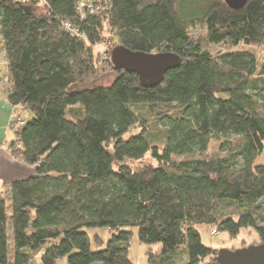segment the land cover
I'll return each instance as SVG.
<instances>
[{"label": "trees", "instance_id": "16d2710c", "mask_svg": "<svg viewBox=\"0 0 264 264\" xmlns=\"http://www.w3.org/2000/svg\"><path fill=\"white\" fill-rule=\"evenodd\" d=\"M79 1L0 0L7 99L15 120L28 116L10 154L35 167L0 197V264L37 256L42 264H110L134 229L140 244L157 247L147 264L215 262L202 226L232 239L250 229L264 245V64L244 51L214 56L190 37L201 27L207 45L264 49V0L237 11L220 0H108L81 23ZM110 41L181 62L145 87L94 52ZM107 70L114 79L96 85ZM137 103L162 107L163 131L136 114ZM212 142L226 155L205 157ZM147 156L154 164L129 165ZM225 201L247 213L222 219ZM88 229L113 233L102 249L95 236L94 251Z\"/></svg>", "mask_w": 264, "mask_h": 264}, {"label": "rangeland", "instance_id": "374dc122", "mask_svg": "<svg viewBox=\"0 0 264 264\" xmlns=\"http://www.w3.org/2000/svg\"><path fill=\"white\" fill-rule=\"evenodd\" d=\"M223 2V0H220ZM192 3V1H188L187 3L182 4V7L184 8L185 6H189ZM186 4V5H185ZM190 37L192 38L193 41H197L200 42L201 45L203 47H205L206 49H208L214 56H218L220 54L223 53H228V52H236V51H244V52H249L251 54H253L255 56V58L257 59V64L258 67L261 68V66L264 64V49L261 48H256V47H247L245 45H239L237 48L233 49L232 48H228L222 45H207L205 43V30L201 27H198L195 30H192L190 33ZM115 41H110L109 43L100 45V46H96L94 48V52L95 53H101V58L107 59L108 57L111 59V55L109 56L108 54L111 52H113V50L118 46L117 44L114 45ZM0 47H1V43H0ZM111 52V54H112ZM103 54L105 57H103ZM1 62V60H0ZM1 65V73L2 75L5 76V68L4 66L0 63ZM7 76V75H6ZM102 78L97 82L96 85H106L109 84L115 77V72L113 70H107L105 72L101 73ZM7 79L2 81V85H8ZM133 108L136 112V114H138L139 116L145 118L148 123L150 124V126H152L153 129H157L159 131H163L162 127H159V123L156 122V112L160 111L162 109V107H156V106H149V104H144V103H137V104H133ZM24 113V112H23ZM24 115V114H23ZM16 122V120H15ZM15 122L12 124V130H17V126L14 127ZM15 128V129H14ZM17 132V131H16ZM157 138V136H156ZM155 138V142L158 143L159 141V137L156 139ZM226 153L224 152H220L219 150V143L217 142H212L211 145L209 146V151L208 154H205V157L207 158H216V157H222L225 156ZM193 159L195 158H204V157H200L198 155H195L193 157H191ZM183 160V159H182ZM148 163H153L154 162L151 160V158L149 156H147L143 162L138 163V162H133L130 163L129 165L133 168L136 169L137 167L143 165V164H148ZM9 192V188H5L4 190H0V194L2 196H4V194L8 195ZM247 213V208L246 207H239L236 203L233 202H223L221 208H220V217L222 219L225 218H231L233 220H237L238 216L241 214H245ZM212 229H209L206 226H202L199 228V232H200V236H201V241L202 244L207 247L210 248L212 250L215 251H220L222 249H226V250H231V251H235V250H239L242 248H247L251 245H258L259 244V239L256 235V233L250 229H245V230H241V232L239 233V235L232 239L229 237L228 234L226 233H219L217 236L215 237H211V234L209 233V231L211 232ZM133 231V236L131 238L130 241V245L128 247L127 252L123 251L121 252V254H119V256L121 257V259L117 260L113 259L110 264H127L125 263V259L127 256L128 261L131 264H147L148 263V256L147 253L148 251L151 249L153 252L156 251V246L153 247H149L147 245H143L140 244L138 239H137V234H136V230H132ZM86 232L89 235V238L92 242V250L96 251L97 245L95 243L94 237L98 236L100 241L102 242V246H100V248H104L106 246V243L109 241V239L112 236V233L110 230L108 229H88L86 230ZM182 257V258H181ZM179 258H176V260H178V262H181L184 259V256H181Z\"/></svg>", "mask_w": 264, "mask_h": 264}, {"label": "water", "instance_id": "95a60500", "mask_svg": "<svg viewBox=\"0 0 264 264\" xmlns=\"http://www.w3.org/2000/svg\"><path fill=\"white\" fill-rule=\"evenodd\" d=\"M248 0H223L231 10L242 9ZM115 69L134 74L145 87L160 85L167 72L179 67L181 59L174 53L146 54L133 52L123 46H117L111 54ZM210 264H264V245H251L247 248L231 251H218L216 261Z\"/></svg>", "mask_w": 264, "mask_h": 264}, {"label": "crops", "instance_id": "0c3cea01", "mask_svg": "<svg viewBox=\"0 0 264 264\" xmlns=\"http://www.w3.org/2000/svg\"><path fill=\"white\" fill-rule=\"evenodd\" d=\"M0 60L6 72L4 76L0 70V190H4L14 182L33 177L35 167L16 160L10 154V146L15 139V131L11 127L18 114V109L12 107L8 102L7 91L9 86L2 85V81L6 79L7 75V64L2 46L0 47ZM30 264H42L40 256L35 257ZM57 264H66V262L60 260Z\"/></svg>", "mask_w": 264, "mask_h": 264}, {"label": "built area", "instance_id": "2783aa9c", "mask_svg": "<svg viewBox=\"0 0 264 264\" xmlns=\"http://www.w3.org/2000/svg\"><path fill=\"white\" fill-rule=\"evenodd\" d=\"M19 1L24 2L25 0H19ZM108 3H109L108 0H80L76 6V11L79 16L80 23L83 22L87 16H95L101 11H103V9H106L108 7ZM62 27L64 31L70 34L79 35L78 30L74 26H72L71 23L65 22L62 24ZM27 117H28L27 114H24L20 116L18 119H16L17 130L18 129L20 130L24 126ZM0 197H2L1 194ZM216 235L217 233L214 230H212L211 236H216Z\"/></svg>", "mask_w": 264, "mask_h": 264}]
</instances>
